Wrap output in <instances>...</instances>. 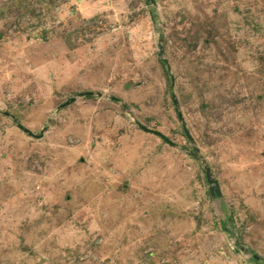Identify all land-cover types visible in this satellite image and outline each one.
<instances>
[{"label":"rangeland","instance_id":"obj_1","mask_svg":"<svg viewBox=\"0 0 264 264\" xmlns=\"http://www.w3.org/2000/svg\"><path fill=\"white\" fill-rule=\"evenodd\" d=\"M0 264H264V0H0Z\"/></svg>","mask_w":264,"mask_h":264},{"label":"water","instance_id":"obj_2","mask_svg":"<svg viewBox=\"0 0 264 264\" xmlns=\"http://www.w3.org/2000/svg\"><path fill=\"white\" fill-rule=\"evenodd\" d=\"M147 1H152V0H147ZM178 118L182 124V128H183V133H184V136L185 138L189 141V142H192L191 140V137L188 133V131L186 130L185 126H184V123L182 121V118L180 116V114H178ZM21 128V127H20ZM24 130V132H26L27 134L29 135H32L31 132H29L28 130L24 129V128H21ZM144 131H148L152 134H155L157 135L158 137H160L162 140H165L167 142V140L160 134V133H157V132H151L149 130H146L145 128H143ZM195 153L198 152L197 149H195L194 151ZM204 173H205V179H206V183L208 185V191H209V194L211 197H214V198H219L221 196V193H220V190H219V186H218V183L216 180L213 179L212 175H211V172H210V169L206 166H204Z\"/></svg>","mask_w":264,"mask_h":264},{"label":"trees","instance_id":"obj_3","mask_svg":"<svg viewBox=\"0 0 264 264\" xmlns=\"http://www.w3.org/2000/svg\"><path fill=\"white\" fill-rule=\"evenodd\" d=\"M252 261H256V259H255V258H253V259H252Z\"/></svg>","mask_w":264,"mask_h":264},{"label":"clouds","instance_id":"obj_4","mask_svg":"<svg viewBox=\"0 0 264 264\" xmlns=\"http://www.w3.org/2000/svg\"><path fill=\"white\" fill-rule=\"evenodd\" d=\"M255 259H257V258H255Z\"/></svg>","mask_w":264,"mask_h":264}]
</instances>
